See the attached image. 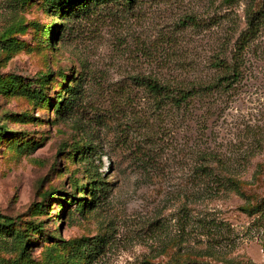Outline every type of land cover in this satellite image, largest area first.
Masks as SVG:
<instances>
[{
	"label": "rangeland",
	"instance_id": "rangeland-1",
	"mask_svg": "<svg viewBox=\"0 0 264 264\" xmlns=\"http://www.w3.org/2000/svg\"><path fill=\"white\" fill-rule=\"evenodd\" d=\"M249 15L231 86H139L216 83ZM263 202L264 0H0V264H264Z\"/></svg>",
	"mask_w": 264,
	"mask_h": 264
},
{
	"label": "trees",
	"instance_id": "trees-1",
	"mask_svg": "<svg viewBox=\"0 0 264 264\" xmlns=\"http://www.w3.org/2000/svg\"><path fill=\"white\" fill-rule=\"evenodd\" d=\"M78 0H73V2H77ZM85 4V3H84ZM248 30L243 34V36L240 38L237 46V53L234 55V62L233 64H228L224 60L218 61L216 64H214V68L218 71H223L226 73L225 77L218 79V81L211 82L210 84H202L199 87V90H188L185 88H177L170 84L162 83L158 79H154L151 77L146 78H139L138 83L139 86L146 88L152 95L156 97V99H159V102H165L169 101V103L177 108L182 107L183 105H186L189 103L190 100H192L196 95L200 93H206L213 90H216L218 88H222L223 84L222 82H227L225 87L231 86L234 81H237L238 76L241 74V64L242 61V53L245 50L249 40L256 34L257 28H258V18L255 15H249L248 17ZM203 173L206 177H214V180L216 179L217 182H221V178L217 175H214L212 171L208 170L207 168H203ZM220 185V184H219ZM252 214H261L262 219L264 221V202L261 204H258L253 210ZM0 228L3 229H9V226L7 224L0 222ZM227 239V238H225Z\"/></svg>",
	"mask_w": 264,
	"mask_h": 264
}]
</instances>
